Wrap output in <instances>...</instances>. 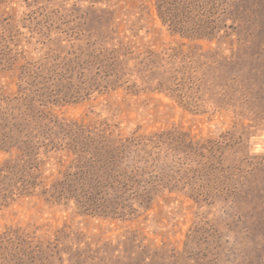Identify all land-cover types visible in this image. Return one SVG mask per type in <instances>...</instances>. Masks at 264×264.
I'll list each match as a JSON object with an SVG mask.
<instances>
[{
  "label": "rangeland",
  "instance_id": "rangeland-1",
  "mask_svg": "<svg viewBox=\"0 0 264 264\" xmlns=\"http://www.w3.org/2000/svg\"><path fill=\"white\" fill-rule=\"evenodd\" d=\"M0 264H264V0H0Z\"/></svg>",
  "mask_w": 264,
  "mask_h": 264
}]
</instances>
